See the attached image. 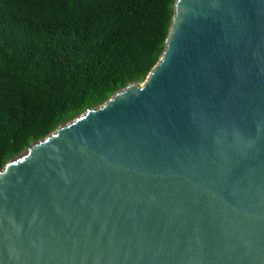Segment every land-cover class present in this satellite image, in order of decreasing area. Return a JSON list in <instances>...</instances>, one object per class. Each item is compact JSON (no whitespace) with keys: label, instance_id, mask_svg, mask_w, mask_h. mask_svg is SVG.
Instances as JSON below:
<instances>
[{"label":"water","instance_id":"1","mask_svg":"<svg viewBox=\"0 0 264 264\" xmlns=\"http://www.w3.org/2000/svg\"><path fill=\"white\" fill-rule=\"evenodd\" d=\"M0 264H264V0H176L141 84L8 161Z\"/></svg>","mask_w":264,"mask_h":264},{"label":"trees","instance_id":"2","mask_svg":"<svg viewBox=\"0 0 264 264\" xmlns=\"http://www.w3.org/2000/svg\"><path fill=\"white\" fill-rule=\"evenodd\" d=\"M176 0H0V169L159 61Z\"/></svg>","mask_w":264,"mask_h":264},{"label":"rangeland","instance_id":"3","mask_svg":"<svg viewBox=\"0 0 264 264\" xmlns=\"http://www.w3.org/2000/svg\"><path fill=\"white\" fill-rule=\"evenodd\" d=\"M141 84V83H140ZM10 160H12V159H10Z\"/></svg>","mask_w":264,"mask_h":264}]
</instances>
